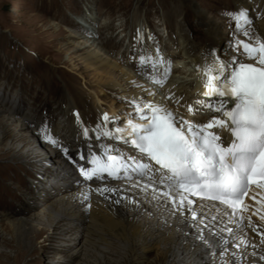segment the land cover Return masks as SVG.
<instances>
[{"label":"bare ground","instance_id":"1","mask_svg":"<svg viewBox=\"0 0 264 264\" xmlns=\"http://www.w3.org/2000/svg\"><path fill=\"white\" fill-rule=\"evenodd\" d=\"M195 1L185 0L183 4L188 15L192 11L189 28L195 31L194 40L184 47L179 45V50L169 51L174 56L188 57L191 67H193L191 64L197 66L193 69L197 71L192 70L189 74H196V78L200 80L207 79L204 69L211 63L218 68V55L226 60L239 58L244 62L253 61L242 51L237 53L230 50L227 40L226 43H222L225 39L222 35L224 30H221L214 17L209 18L211 14L206 16L207 11L200 8L201 6L198 7ZM235 2L239 9L246 10L255 31L253 37L244 34V37L239 38L248 43L262 38L264 5L258 0ZM172 16L174 17V14ZM101 29L110 30L114 27L110 22L104 24ZM82 34L91 37L93 31L84 28ZM118 34L114 32L110 38L100 34L102 45L108 40L117 43L114 49L107 50V55L101 50L92 49L91 43L85 41L88 37L81 41L79 38L83 36L76 37L70 34L62 45L99 75L101 90L120 94L129 99L127 105L135 113H129L127 117L140 115L136 110V104L143 107V104L152 102L166 105L186 120L203 123L200 117L205 115L206 109L197 106V102L189 103L183 100L179 91L175 90L176 86L185 87L189 84V78L183 76L184 72L191 69H186L189 65L183 66L186 70H181V73L179 70L171 72L174 76V86L166 88L160 86L159 89H154L155 86L147 81L148 78L153 80V76L146 70V60L132 66L134 73L127 65L125 55L133 47H126L120 57L116 55L115 50L121 42L116 40ZM201 46L215 49L212 51V62L205 55L192 57L195 56L196 48ZM110 54L114 56L111 58ZM163 67L164 70L169 68L165 65ZM165 73L164 71L163 74ZM155 80L164 78L156 76ZM204 82L200 84L196 82L194 91L203 93L200 89ZM79 93L74 85L69 84L66 97L59 104H55L56 120L50 121L45 128L40 125L41 119L36 118L34 113L28 112L20 116L21 111L18 107L8 104L6 97H0V111L6 113L1 115L0 143L9 135V148L13 156L37 166L44 164L46 157L42 151L47 147L52 152L50 160L72 170L75 176V179L70 180L69 186L59 187L51 192L41 202L39 208H27L17 213L5 214L4 218L9 221L10 230L8 232L3 224H0V237L4 238L7 235L18 242V245L29 246L40 231L48 229L46 227H53L54 234L50 236L52 239L67 236L61 245L51 248L49 253L54 256L53 264H71L82 254L89 260L83 264H264V225L257 222L259 216L254 217L258 212H264V198L260 199L259 203L254 202L257 207L254 216L244 213L243 219L233 216L214 202L194 199L192 209L197 212V216L193 219L187 206L177 210L171 199L161 194L163 185L147 187L149 184L147 177L141 178L136 172H129L134 179L125 178L123 174L117 179L108 176L107 173L103 179L94 178L90 181L85 179L79 171L82 164L81 156L97 149V145L115 141L116 144L122 143L124 150L134 151L121 140H112L101 135L106 130L113 131L117 123L111 125V118L109 122H105L103 120L105 113L94 108L93 102L88 99L90 96ZM16 94L15 92L14 95ZM209 100L215 101L212 98L204 101ZM188 103L196 110L195 115L184 112ZM110 112L115 113L113 109ZM14 120H17L16 123ZM142 122L143 120L137 118L135 123ZM85 128L89 129L88 136L84 135ZM97 129L99 131H96ZM123 129H126L124 133L131 131L127 123ZM46 136H51L61 146L67 147L68 154L65 155L63 147L52 144ZM44 169L49 170V167ZM153 187L160 191L154 192ZM105 188L115 191H98ZM262 191L264 195V190ZM173 195L176 193L173 192ZM213 216L216 217L215 220L212 219ZM32 233L36 234L31 236Z\"/></svg>","mask_w":264,"mask_h":264},{"label":"rangeland","instance_id":"2","mask_svg":"<svg viewBox=\"0 0 264 264\" xmlns=\"http://www.w3.org/2000/svg\"><path fill=\"white\" fill-rule=\"evenodd\" d=\"M235 1L196 0L195 2L198 7L201 6L200 8L207 11L206 16L211 14L209 18L214 17L213 19L220 24L221 30H224L222 35L225 36V42L223 40L222 43H226L227 40L230 50L241 53L239 51L244 52L243 46L240 45L238 48L237 41H243L240 38L244 37L245 31L252 37L255 31L252 22L246 23L244 20L238 22L233 15H230L239 9ZM258 1L264 5V0ZM184 2L185 0H0V97H6L8 104L18 107L21 111L20 116L28 112L34 113L36 118L41 119L40 125L45 128L50 121L56 120L55 104H59L66 97L68 86L71 84L77 88L80 95L87 94L88 97H92L88 99L93 102L94 108L107 113L111 118V125L117 123L115 129L124 128L128 120L136 122V117L126 116L135 113L127 105L129 99L120 94L101 90L99 75L62 45L70 34L76 37L83 36L79 39L85 40L88 37L82 34V29L85 28L93 31L92 36L85 41L91 43L92 49L101 50L105 55L108 53L107 50L114 49L117 43L108 40L102 45L100 34L110 38L112 33H119L116 40L121 42L115 50L116 55L120 57L126 47H133L130 52H134L135 55L129 56L128 53L125 55L127 65L133 73L132 66L142 63L141 57L147 61V66L148 54L155 52L151 47L163 48L168 56L173 58L164 64L170 68L168 72L170 75L174 70L180 72L191 68L183 75L189 78V84L185 87L178 86L175 90L179 91L181 98L184 97L181 96L182 93L187 97L191 96L183 100L197 102L198 100L194 98L198 91H194V86L196 82L200 84L206 79L200 80L196 78V74H189L197 66L191 64L193 65L191 67L188 57L169 53L172 49L179 50V45L184 47L194 40L195 31L189 28L192 11L188 15ZM110 22L114 29H101L104 24ZM260 41H264V36L249 44L256 45ZM137 44L144 46L138 50L134 48ZM146 49L147 55L144 52ZM194 55L192 57L196 58L205 55L209 61H213L212 50L203 46L196 48ZM110 56L112 58L114 55L110 54ZM136 56L138 59L129 62V59ZM155 58L157 61L160 59L153 57L152 62H149L155 64L157 62ZM186 65L189 66L183 69ZM210 66L213 64L211 63ZM214 68L216 67L213 66ZM201 95L202 93L198 96L199 101L215 99ZM197 106L201 104L198 103ZM111 109L115 113H111ZM2 113L6 114L0 111V120ZM98 119L101 120V117ZM16 121L14 120V123ZM8 136L0 143V224H3L9 232V221L4 218L5 214L17 213L27 208H39L41 202L51 192L56 188L69 186L70 180L75 179V176L72 170L50 160L52 152L47 147L42 151L43 156L46 157L43 165H32L14 157L9 148ZM44 167H49V170H45ZM262 213L264 216V212ZM249 214L253 215L250 212ZM257 218H259L257 222L264 225L263 219L260 216ZM46 228L48 229L40 231L34 237V241L29 246L18 245V242L7 235L4 238L0 237V264H53L54 256L49 252L53 246L61 245L67 236L52 239L50 236L53 227ZM35 234L32 233L31 236ZM87 262L89 260L82 254L78 255L71 264Z\"/></svg>","mask_w":264,"mask_h":264},{"label":"snow or ice","instance_id":"3","mask_svg":"<svg viewBox=\"0 0 264 264\" xmlns=\"http://www.w3.org/2000/svg\"><path fill=\"white\" fill-rule=\"evenodd\" d=\"M230 15L238 22H251L244 9ZM244 34L248 35L247 31ZM240 45L255 63L239 58L226 60L218 55L219 67L213 69L209 65L204 69L208 78L202 94L216 100L215 103L210 100L197 103L219 115L212 116L206 123H198L186 120L166 105L147 102L141 107L136 104L140 119L147 123L128 120L131 129L128 136L124 135L126 129L119 127L101 135L123 140L133 146L139 156H124L117 149L106 151L103 158L97 155L87 161L91 167L79 168L83 176L89 181L94 177L103 179L105 173L117 179L121 174L134 179L129 174L131 170L141 178L147 177V187L163 185L161 194L169 197L177 210L187 206L193 219L197 212L192 209L195 200L190 197H199L201 202H219L233 209L235 214L253 184L264 189V41L256 45L237 41L238 48ZM168 72L170 68L166 69V75ZM164 82L156 80L158 84ZM185 106L196 114L192 105ZM103 120L109 122L107 113ZM225 128L230 137L222 139L221 132ZM88 134L89 129L85 128L84 135ZM46 138L63 147L51 136ZM63 151L68 154L67 147H63ZM81 159L87 160V157L82 155ZM153 191L160 190L153 187Z\"/></svg>","mask_w":264,"mask_h":264}]
</instances>
